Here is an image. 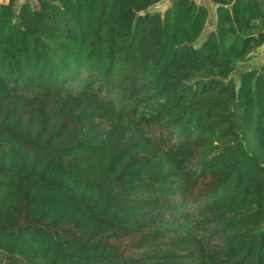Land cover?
I'll return each mask as SVG.
<instances>
[{"label": "trees", "instance_id": "obj_1", "mask_svg": "<svg viewBox=\"0 0 264 264\" xmlns=\"http://www.w3.org/2000/svg\"><path fill=\"white\" fill-rule=\"evenodd\" d=\"M0 1V264H264V0Z\"/></svg>", "mask_w": 264, "mask_h": 264}, {"label": "rangeland", "instance_id": "obj_2", "mask_svg": "<svg viewBox=\"0 0 264 264\" xmlns=\"http://www.w3.org/2000/svg\"><path fill=\"white\" fill-rule=\"evenodd\" d=\"M0 1H7V0H0ZM24 1H31V0H17V3H16V6L18 7L22 2H24ZM196 2H202V3H204L205 5H207V7H208V9H209V16H210V18H209V20H208V23H207V25H206V27H205V30L203 31V33H202V36H201V38L200 39H202L204 36H205V34H206V32L212 27V25H213V19H212V17H213V9H214V7H213V5H210L209 3H208V1L207 0H196ZM170 4V0H161L160 2H158V3H156V4H154L152 7H151V11H158V12H163L164 11V9L168 6ZM244 66V64H242V63H240L239 65H238V67H237V69L234 71V73H233V77H234V79H236L237 78V76H238V73H239V71L241 70V68ZM243 69V68H242ZM0 257H2V255L0 254Z\"/></svg>", "mask_w": 264, "mask_h": 264}, {"label": "crops", "instance_id": "obj_3", "mask_svg": "<svg viewBox=\"0 0 264 264\" xmlns=\"http://www.w3.org/2000/svg\"><path fill=\"white\" fill-rule=\"evenodd\" d=\"M262 63H264V43L252 53L251 59L249 61L242 63L244 64L242 68L250 67L253 65L258 66Z\"/></svg>", "mask_w": 264, "mask_h": 264}]
</instances>
